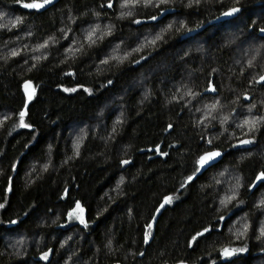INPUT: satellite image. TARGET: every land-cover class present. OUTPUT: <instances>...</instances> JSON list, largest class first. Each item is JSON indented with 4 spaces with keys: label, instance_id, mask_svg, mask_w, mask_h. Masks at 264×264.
I'll return each instance as SVG.
<instances>
[{
    "label": "trees",
    "instance_id": "16d2710c",
    "mask_svg": "<svg viewBox=\"0 0 264 264\" xmlns=\"http://www.w3.org/2000/svg\"><path fill=\"white\" fill-rule=\"evenodd\" d=\"M42 1L0 0V10L25 20L45 49L32 56L0 52V264H41L30 247L14 252L16 233L47 240L70 230L84 237L74 243L82 264H264V179H257L264 172V125L254 142L241 144L236 128L223 133L210 126L200 102L219 94L212 63L231 64L228 87L235 96L251 87L249 74L237 76L240 69L231 63H243L247 43L239 42V30L226 35L235 19L244 31L258 33L264 0H170L135 8L130 16L122 14V0H56L42 11L24 6ZM233 8L239 11L224 15ZM99 24L108 34L96 32L79 54L60 40L64 26L75 38ZM221 26L227 31H210ZM131 30L141 32L138 42L151 38L146 49L113 58L112 43ZM5 34L0 29V39ZM231 44L243 49L231 50ZM226 75L223 70L222 85ZM210 76L217 93L200 95ZM137 77L144 78L146 93L128 86ZM26 83L30 94L34 89L28 100ZM118 95L117 110L104 108ZM21 112L29 127L20 126ZM96 118L103 123L93 129L89 123ZM78 131L77 153L70 143ZM210 150H219L221 159L197 171L198 157ZM218 168L232 169L234 185L229 178L221 187L210 182ZM230 185L231 213L225 217L217 199ZM77 203L86 226L70 218ZM238 214L249 228L243 238L246 232L238 237L227 230ZM225 248L243 251L223 257ZM55 252L56 246L51 264H63Z\"/></svg>",
    "mask_w": 264,
    "mask_h": 264
},
{
    "label": "rangeland",
    "instance_id": "374dc122",
    "mask_svg": "<svg viewBox=\"0 0 264 264\" xmlns=\"http://www.w3.org/2000/svg\"><path fill=\"white\" fill-rule=\"evenodd\" d=\"M169 3L170 0H163V2H161V0H152V3H146V0H137V2H131L130 0H128L127 6L124 7L126 11H123L122 14H124L125 16H130L133 14L135 8L152 9L156 6L159 7V6L168 5ZM120 4L124 5L125 0H122ZM74 23L75 20H72L71 23L69 24L72 25ZM242 23L243 22L241 19L240 20L235 19V21H232V25L228 29L229 31L227 32L228 35H226V37H232L233 34H235L236 30H239L240 34L242 35L240 38L241 41L239 42L242 44L247 43V45H245L244 48V54H242L243 63L237 58L231 63H233L238 67V69H240L239 73H237V76H244L243 74L245 73L249 74L250 77H249V81L247 79V85H251V87L243 88L241 91L238 92L239 95L235 96V94L231 93L232 89L228 87L230 78L232 76V72L230 69L231 64H228L224 67L222 66V64H219L218 66V64L212 63L210 65L212 67V70L210 72L211 73L216 72L218 74L219 94L217 96H205L200 102L202 103L204 115L208 119H210L209 124L212 128H219L222 130L223 133H233L232 131H229V128L230 127L236 128L237 132H241L238 133L237 136L243 138L242 140H240L241 141L240 143L248 144V143H243V141L254 142L256 140V135L260 131V128L262 127V125H264V119H261L264 118V84L262 85L264 81H260V77L264 76V31H262L264 30L263 29L264 27L262 28V25L260 24V26L256 28L258 33L250 34L247 31L243 30ZM25 25H26L25 20H20L19 17H17L11 12L0 10L1 33L2 34L7 33L5 34L4 37H1L0 39V48H1L0 52L2 50L3 53L2 55L4 57L13 54V52L17 54H31L32 56L37 52H43L45 50L40 45L41 42L36 40L35 37L32 35V33H28L29 30L31 29L30 27H26ZM168 28L170 27L168 26ZM223 28H224L223 26L219 28L215 27L212 28L210 31L215 32L218 30L220 34L222 32L227 31L226 29ZM70 30H71V26H64L63 29L60 31L61 33L60 40L61 41L67 40L68 42H71L70 45L72 48H70L68 51L72 52L74 50L73 54H79L82 52L83 42L85 41L91 42L87 39V36L89 32L92 30L88 31V33L84 34L82 37L75 36V38H74V32L71 31L70 33ZM131 31L132 32L129 37L126 38L123 37L122 35H119L123 37V40L120 39L119 41L112 43L113 48L110 54H114L113 58L114 57L122 58L125 56V54L128 55L139 54V52L146 49V47L144 46V42L151 40V38L145 37L143 41L138 42L137 38L140 36L141 32L137 30H131ZM96 32H99L98 37L108 34V32L100 24L98 25V27H96ZM69 35H71L70 39L68 37ZM242 44H237V45L231 44L229 45V48L237 52L238 50L243 49L244 44L243 45ZM7 48L11 51H8ZM206 50L207 52L209 51L207 48ZM171 57H176V56L171 55ZM238 64H242V65H238ZM223 70L227 71V75L225 76L224 78L225 81H223L224 84L222 85L221 73L223 72ZM144 83L145 80L143 77H137L133 81L129 82L128 86L140 89V91L142 92L144 91V93H146V87L144 86ZM118 98L119 95L111 98V100L104 108H112L114 110H117L120 107V103L116 101L118 100ZM240 98L242 100H240ZM251 101L254 102L256 105L253 106L246 105ZM101 115H102V111L98 113V116ZM230 115H232L235 118L237 117L241 119V123L239 124L231 119H228ZM245 116H249V117H245ZM104 119H105V115H104ZM101 120L102 119H97V118L94 121L91 120L89 124L92 127L91 126L89 127L94 129L97 128V126H101L103 123V121ZM245 121H249L250 123L246 124ZM252 121H256L254 127L251 124ZM89 127H87L86 129H88ZM81 136H82V132L78 131L76 135L72 137L73 142L70 143L72 150H76L75 145L77 143H80ZM220 137L222 136L220 135ZM215 139L216 138H214V140ZM209 178L211 183L215 182L220 187L223 179H227V178H229L230 183L234 185V173L232 169H219V168L214 169L211 171ZM118 184L119 183H117L116 186H118ZM232 194H233V189L230 185L226 190H224L223 193H221V195L217 199L218 207H220L222 211L225 212L226 214L225 217H227L231 213L230 202L232 201V196H233ZM230 197L231 199H229ZM74 212L76 213V215H71L70 217L74 219L72 222H77L82 226H86L85 221L84 223H81L80 219L77 218V216H80L84 220L83 213H80V211L77 208H75ZM248 229L249 228L244 215L238 214L234 217H231V219L228 221L227 230L235 234V236L238 237L242 236V233L246 232ZM247 233L248 232H246L241 238L246 236ZM56 236L57 234L54 235L51 234L49 239L46 240L44 236L40 235L39 233H36L35 235H31V236H25L16 233L13 236V242L11 248L14 249V252L16 254L22 255L23 251L26 252L27 249L30 247L31 254H33V256L39 257L42 260L41 264H45V263L51 264L54 259L52 260V253H50V249L56 246V252L54 257L60 263L82 264V260L75 256V254H78L79 249L75 250V246H74V243H78L80 245L82 243V240L84 239L80 231L70 230L66 233H63L62 235H59L57 237ZM261 236H262L261 240L264 243V234H262ZM45 254H47L46 259L44 258ZM259 256H262V253H260ZM29 264H36V263L30 260Z\"/></svg>",
    "mask_w": 264,
    "mask_h": 264
},
{
    "label": "snow or ice",
    "instance_id": "6c2138e0",
    "mask_svg": "<svg viewBox=\"0 0 264 264\" xmlns=\"http://www.w3.org/2000/svg\"><path fill=\"white\" fill-rule=\"evenodd\" d=\"M161 2H163V0H161ZM48 3H51V0H43V3L33 2V3H30V4H25L24 6H25V7H28V8H42V7H44V6H45L46 4H48ZM127 3H128V0H125V4L122 5V7L127 6ZM146 3H152V0H146ZM111 6H112L111 3H109L108 7H111ZM237 11H239V9H237V8H233V9H231L230 12L224 13V15H231L232 13L237 12ZM152 19L155 20L156 17H152ZM137 23H139V21H137ZM97 27H98V26H97ZM169 27H171V25H169ZM262 31H264V30H262ZM95 34H96V29H93L92 31L89 32V34H88V36H87V39H88L89 41L94 42L92 38H93V36H94ZM157 38H159V37H157ZM153 43H154V41H153ZM42 47H43V45H42ZM16 54H17V53L13 52V55H16ZM105 62H106V61H105ZM260 81H264V76H261V77H260ZM258 82H259V81H258ZM27 87H28V86H26V89H27ZM65 90L68 91V89H65ZM212 90L215 91V88H213ZM71 91H75V89H72ZM32 94H34V89H33ZM32 94H29V99L32 98ZM213 107H215V106H213ZM24 116H25V113H24V112H21V113H20V122H21V123H20V126H22V127H29V125H27V124L24 123ZM261 119H264V118H261ZM245 123L247 124V123H250V122H249V121H245ZM255 123H256V121H252V122H251V124H252L253 127L255 126ZM243 143H250V141H243ZM75 147H76V149H77V153H78L79 143H77V144L75 145ZM219 155H220L219 152L207 153L206 155L200 157V159H199V161H198V164L200 165V167H203V166H204L205 164H207L210 160L214 159L216 156H219ZM124 163H127V161H124ZM197 171H199V169H197ZM187 179H188L189 181H191V180L193 179V177H192V176H189ZM257 179H258V180H260V179H264V172H262V173L257 177ZM229 199H231V197H230ZM171 201H172V197H166V198H165V203H171ZM222 203H223V202H222ZM261 204L264 205V200L261 201ZM2 206H3V205H0V207H2ZM163 206H164V205L162 204L161 207H163ZM76 208L80 211V213L83 212V209L80 207L79 203H77ZM71 215H76V213H75V212H74V213H71L70 216H71ZM77 218L80 219L81 223H84V220L82 219V217L77 216ZM149 228H151V225H149ZM205 231H208V229H205ZM202 234H203V233H198L197 235H202ZM262 234H264V230H262ZM148 236H150V233H148V234L146 235V237H145V241H146V242H147V238H148ZM193 239L195 240L196 238L194 237ZM237 251H243V249H228V248H225V249H223V254H224L225 256H230V255H232L234 252H237ZM44 258H45V259L47 258V254H45V257H44Z\"/></svg>",
    "mask_w": 264,
    "mask_h": 264
},
{
    "label": "water",
    "instance_id": "95a60500",
    "mask_svg": "<svg viewBox=\"0 0 264 264\" xmlns=\"http://www.w3.org/2000/svg\"><path fill=\"white\" fill-rule=\"evenodd\" d=\"M55 2H56V0H51V3L46 4V5H45L44 7H42V8H29V9H35V10H38V11H42V10H44V9H46V8H48V7H50V6H51L52 4H54ZM37 3H43V1H42V2H37ZM27 8H28V7H27ZM26 86H28L27 89H26ZM213 88H215V87H214V84H213V81H212V76H210V79H209V82H208L206 88L203 89V90L200 92V95H215V94L217 93V90L215 89V91H213V90H212ZM24 91H25V94H26V98H27V100H28V99H29V94H30V91H31V89H30V84H29V83H26V85L24 86ZM212 152H219L220 155H219V156H216L214 159L210 160V161H209L207 164H205L203 167H200V165L198 164V165H199V171L205 170L206 168L210 167L211 165L216 164L217 162H219V160H220L221 157H222L221 152H220L219 150H210V151H207V152L203 153L202 155H200V156L198 157L197 163H198V161H199V159H200L201 156H204V155H206L207 153H212ZM221 254H222L223 257H228V256H225V255L223 254V251L221 252ZM107 264H121V263H119V262H111V263H107Z\"/></svg>",
    "mask_w": 264,
    "mask_h": 264
}]
</instances>
